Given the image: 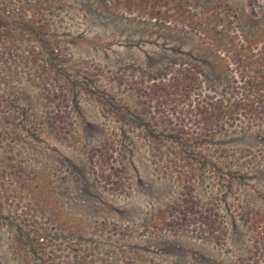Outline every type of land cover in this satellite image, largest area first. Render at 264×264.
<instances>
[{
	"label": "rangeland",
	"instance_id": "obj_1",
	"mask_svg": "<svg viewBox=\"0 0 264 264\" xmlns=\"http://www.w3.org/2000/svg\"><path fill=\"white\" fill-rule=\"evenodd\" d=\"M39 5L30 40L7 11ZM142 13L0 0V264H264V123L203 121L243 95L194 26L221 14L255 53L264 0H190L186 24ZM179 67L191 88H174Z\"/></svg>",
	"mask_w": 264,
	"mask_h": 264
},
{
	"label": "trees",
	"instance_id": "obj_2",
	"mask_svg": "<svg viewBox=\"0 0 264 264\" xmlns=\"http://www.w3.org/2000/svg\"><path fill=\"white\" fill-rule=\"evenodd\" d=\"M113 2L115 5H121L128 10L140 11V13L143 12L142 14L146 13V16L150 19H168V17H172L181 23H190L188 22L190 17L186 14V6L190 5V0H113ZM41 7L39 5L38 9L26 8L28 12L32 11L29 16H27L28 13L24 7H19L17 10L12 9V14H10L11 10L7 11L13 19L12 23L20 30L24 29L30 40H42L46 35L47 23L38 17ZM201 20H198L197 25L194 26L202 27L205 25L206 32L213 37L216 46L231 54L241 80L238 89H241V94L244 96L236 98L233 97L234 94L231 92L226 99L209 102V105L201 110L203 121L205 123H218L226 115H231L239 109H245V112H247L248 109L264 123V33L256 37L260 41L261 47L254 53L249 49L250 46L246 49L240 44V40H242L240 34L232 32L233 28L229 26L227 18L223 15L214 14L210 15L206 21ZM3 69L6 68L0 66V73ZM55 71L59 75V71L56 69ZM192 72L193 70L190 68L182 67L175 70L174 88L180 89L179 81L182 83L183 89L191 88L194 82L197 81ZM247 103L249 108H247ZM255 229L257 233L260 231L256 227ZM261 229L264 232V225Z\"/></svg>",
	"mask_w": 264,
	"mask_h": 264
}]
</instances>
